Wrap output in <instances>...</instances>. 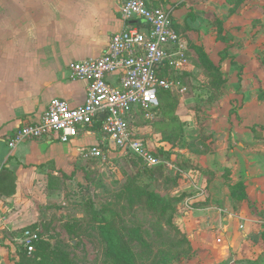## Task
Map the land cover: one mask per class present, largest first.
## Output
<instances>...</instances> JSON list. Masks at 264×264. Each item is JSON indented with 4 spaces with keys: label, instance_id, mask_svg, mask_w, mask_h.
<instances>
[{
    "label": "crops",
    "instance_id": "crops-1",
    "mask_svg": "<svg viewBox=\"0 0 264 264\" xmlns=\"http://www.w3.org/2000/svg\"><path fill=\"white\" fill-rule=\"evenodd\" d=\"M124 1L0 0V213L6 217L0 242L25 227L18 208L29 200L32 178L46 168L68 175L87 160L82 152L98 144L95 134L82 132L69 143L8 146L17 129L37 121L52 100L84 103L89 84L70 80L69 67L104 53L111 36L125 27ZM146 1L170 12L185 37L184 71L193 66L197 44L214 64L223 46L225 77L243 85L232 95L236 119L218 124L222 134L207 142L195 138L191 153L180 152L194 164V207L180 223L199 254L193 264H264V102L247 88L248 81L264 80V0ZM215 20L230 38L223 40ZM232 107L229 101L224 110Z\"/></svg>",
    "mask_w": 264,
    "mask_h": 264
},
{
    "label": "rangeland",
    "instance_id": "rangeland-1",
    "mask_svg": "<svg viewBox=\"0 0 264 264\" xmlns=\"http://www.w3.org/2000/svg\"><path fill=\"white\" fill-rule=\"evenodd\" d=\"M216 23L223 40L230 38L229 33L224 35L221 23ZM195 48L189 70L167 72L175 85L160 97L162 106L154 121L142 117L136 121L141 136L153 140L152 148L161 164L148 168L135 158L112 151L107 162L87 159L68 175L50 168L40 171L32 178L33 186L26 194L29 200L18 208V220L26 222L23 228L40 230L36 253H26L21 228L8 242H0V264L197 261L199 254L180 225L194 207V164L180 152H190L195 138L207 142L222 134L223 127L218 124L236 119L232 95L243 85L224 75L220 58L228 55L227 49L222 46L214 64L204 46L197 44ZM233 68L239 71L237 64ZM247 84L248 91L259 94L264 102V80ZM229 101L232 109L224 110ZM70 156L65 155V160ZM202 175L206 177V172ZM97 213L109 223V237L103 234Z\"/></svg>",
    "mask_w": 264,
    "mask_h": 264
},
{
    "label": "built area",
    "instance_id": "built-area-1",
    "mask_svg": "<svg viewBox=\"0 0 264 264\" xmlns=\"http://www.w3.org/2000/svg\"><path fill=\"white\" fill-rule=\"evenodd\" d=\"M120 15L125 27L111 36L104 53L69 67L70 80L89 84L84 103L73 107L66 100H52L37 121L17 129L8 142L10 149L29 141L69 143L90 132L98 144L82 152L85 159L107 162L113 151L148 168L161 164L153 140L141 136L136 121L156 118L161 95L175 85L165 69L179 72L189 65L187 41L170 12L146 0H125ZM5 221L0 213V226ZM23 239L26 253L32 255L40 230L25 229Z\"/></svg>",
    "mask_w": 264,
    "mask_h": 264
},
{
    "label": "trees",
    "instance_id": "trees-1",
    "mask_svg": "<svg viewBox=\"0 0 264 264\" xmlns=\"http://www.w3.org/2000/svg\"><path fill=\"white\" fill-rule=\"evenodd\" d=\"M139 24V26L141 27V26H143V24L142 23H138ZM97 217H98V219H100L99 221L101 222V229H102V231H103V234L104 235H106V237H109V235L111 234L110 233V225H109V223L106 221V219H104V218H101V216H99L98 215V213H97ZM36 253V251L33 253V255ZM36 259H40L39 258V256H36Z\"/></svg>",
    "mask_w": 264,
    "mask_h": 264
}]
</instances>
